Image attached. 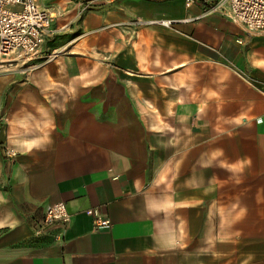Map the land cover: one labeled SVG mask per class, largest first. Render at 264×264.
I'll list each match as a JSON object with an SVG mask.
<instances>
[{
    "label": "crops",
    "instance_id": "crops-1",
    "mask_svg": "<svg viewBox=\"0 0 264 264\" xmlns=\"http://www.w3.org/2000/svg\"><path fill=\"white\" fill-rule=\"evenodd\" d=\"M39 4L37 69L0 75V264H264V32L203 0Z\"/></svg>",
    "mask_w": 264,
    "mask_h": 264
},
{
    "label": "built area",
    "instance_id": "built-area-1",
    "mask_svg": "<svg viewBox=\"0 0 264 264\" xmlns=\"http://www.w3.org/2000/svg\"><path fill=\"white\" fill-rule=\"evenodd\" d=\"M201 1L185 0V6L190 8ZM203 1L207 5L204 16L219 14L245 26L249 32H264V0ZM52 19L49 11L41 8L39 0H0V75L19 62L30 72L37 69L33 61L45 43ZM6 154L13 159L18 153L15 149H6ZM87 214L96 217L97 228L110 227L111 222L101 218L96 211L88 210ZM71 220L66 203L53 204L46 210L36 233L41 235L57 226L60 230L55 239L61 240Z\"/></svg>",
    "mask_w": 264,
    "mask_h": 264
}]
</instances>
